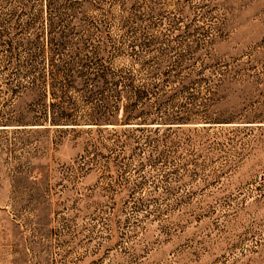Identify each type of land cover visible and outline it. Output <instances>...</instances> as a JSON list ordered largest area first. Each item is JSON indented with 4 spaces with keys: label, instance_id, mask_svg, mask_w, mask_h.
<instances>
[{
    "label": "rangeland",
    "instance_id": "rangeland-1",
    "mask_svg": "<svg viewBox=\"0 0 264 264\" xmlns=\"http://www.w3.org/2000/svg\"><path fill=\"white\" fill-rule=\"evenodd\" d=\"M0 264H264V0H0Z\"/></svg>",
    "mask_w": 264,
    "mask_h": 264
}]
</instances>
